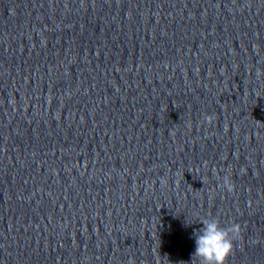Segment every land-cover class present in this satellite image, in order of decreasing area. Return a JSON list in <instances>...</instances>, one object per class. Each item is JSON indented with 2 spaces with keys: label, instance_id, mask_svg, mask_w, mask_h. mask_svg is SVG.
I'll return each mask as SVG.
<instances>
[{
  "label": "clouds",
  "instance_id": "obj_1",
  "mask_svg": "<svg viewBox=\"0 0 264 264\" xmlns=\"http://www.w3.org/2000/svg\"><path fill=\"white\" fill-rule=\"evenodd\" d=\"M205 119L211 120L212 117L208 116ZM225 187L229 190L232 187L227 179ZM240 232L241 226L238 223H233L229 227H221L216 219L203 220L202 228L195 233L193 256L198 257L201 264H227Z\"/></svg>",
  "mask_w": 264,
  "mask_h": 264
}]
</instances>
